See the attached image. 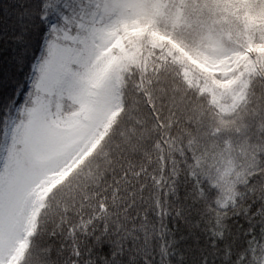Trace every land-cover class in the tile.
<instances>
[{"label":"snow or ice","instance_id":"1","mask_svg":"<svg viewBox=\"0 0 264 264\" xmlns=\"http://www.w3.org/2000/svg\"><path fill=\"white\" fill-rule=\"evenodd\" d=\"M0 264H264V0H0Z\"/></svg>","mask_w":264,"mask_h":264}]
</instances>
